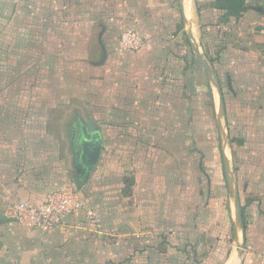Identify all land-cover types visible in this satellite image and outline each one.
I'll return each instance as SVG.
<instances>
[{
  "label": "crops",
  "instance_id": "obj_1",
  "mask_svg": "<svg viewBox=\"0 0 264 264\" xmlns=\"http://www.w3.org/2000/svg\"><path fill=\"white\" fill-rule=\"evenodd\" d=\"M162 1L31 0L19 5L18 0H0V264H264V0H245L238 18L212 9L216 0H175L179 21L174 26L172 20L158 24ZM165 1V10H172L174 0ZM199 1L209 3L207 16L224 18L222 27L232 34L231 47L223 41L218 45L227 59L223 73L232 72V77H225L226 87L233 99L235 126L240 124L233 139L227 134L228 103L220 77L195 42L202 18ZM165 30L173 33L164 34ZM128 31L140 37L139 49L121 47L120 37ZM179 38L191 46L194 58L188 60L186 53L160 44ZM194 59L206 79L203 86L215 117L222 172L219 185L225 187L221 194L217 187L212 214L208 209L202 213L213 220L202 232L194 219L210 207L211 197L208 189L203 194V188L194 187L191 153L197 147L188 122L195 87L182 81ZM135 65L141 75L134 73ZM100 78H111L108 92L100 91ZM82 91L94 98L86 103ZM76 101L90 109L68 113L67 157L65 146L59 144L62 135L46 126ZM101 106L109 107L106 112L112 119L128 120L129 114L141 119V155L136 165L130 164L132 159L126 161L137 173L133 175L131 166L122 168V163L121 179L111 181V186L99 169L105 149L97 123ZM132 106L134 113H127ZM89 120L101 134L102 158L89 179L79 184L75 139ZM243 138L249 144L250 166L244 200L237 167L229 160L230 143L243 148ZM119 152L112 147L110 154ZM105 154L107 167L108 150ZM63 186L77 189L80 210L62 229L42 234L5 220L7 203L43 200ZM195 233L217 240L212 250L208 247L197 263L189 252L178 259L181 244L195 249ZM228 234L232 243L223 241Z\"/></svg>",
  "mask_w": 264,
  "mask_h": 264
},
{
  "label": "rangeland",
  "instance_id": "obj_2",
  "mask_svg": "<svg viewBox=\"0 0 264 264\" xmlns=\"http://www.w3.org/2000/svg\"><path fill=\"white\" fill-rule=\"evenodd\" d=\"M19 5H26V3H30L31 0H18ZM164 2L168 3V1L163 0ZM162 1V6L159 7L161 11L156 12V18L158 21V24H164L165 22H169V20H172V25L174 26L176 21H179V16L177 15V5L176 1L174 0L172 5L174 8L172 10L166 9ZM202 1V0H200ZM198 2L197 3V9L202 18L197 23L199 34H196L197 40H195L196 44L199 46V53L201 56L211 65L212 69L214 70L215 74L220 77V84L221 87L225 93V99L226 103H228L226 115H227V134L229 139L235 138V135L238 133L239 125L235 126V119H234V113H233V106L232 97L228 94L227 87H226V76L231 75L232 72H226L227 75L223 73V64L227 59L224 57L223 52L220 50V45H218L220 42H225V47L227 45L232 46V42L230 43L229 37L232 36L230 34V28L226 26V28L222 27L225 25L223 23L224 18L218 16V15H211L210 17L207 16L206 10L208 8V4H205L206 2ZM167 15V16H166ZM164 16V17H162ZM218 16V17H217ZM173 30H165V33H169L171 35V32ZM173 33V32H172ZM148 35V33L146 34ZM145 37H148L146 36ZM200 36V39H199ZM180 41L181 47L178 48ZM185 40L183 38H179L178 40L172 39L171 41L167 40L164 42H161L160 44L168 46L169 44L174 49H178L179 53H186V57L188 60L194 58V52L191 50V46L184 43ZM186 47V48H185ZM224 47V48H225ZM65 48V47H62ZM93 61V59H90ZM89 60V61H90ZM137 65V64H136ZM135 65V66H136ZM68 66V65H66ZM160 66H164V63H161ZM167 66V64H166ZM69 67V66H68ZM159 69V68H158ZM134 73L141 75V70H139L136 67L133 66ZM230 73V74H229ZM108 75V74H107ZM109 77H111L109 75ZM84 75L81 76V79L83 80ZM96 76H94V79ZM100 82L98 83L100 91L105 90L108 92L107 86L108 82L111 86V78H108V82L105 80H102L100 78ZM167 80V79H165ZM183 82L192 83V85L195 87V90L193 91V103L189 105L192 110V118L190 119V122H188V126L193 129L194 132V143L196 145V149L191 153L192 157V177L194 178L195 183V189L199 187L203 188V194L205 192L210 191V207L206 208V206L203 208V211L197 212L196 215H198V218L194 219V225L197 226L196 229L200 232L207 231V225H212L213 220L208 216H202V213L206 212V209H208L211 214L216 209V197H217V187L220 188V194L221 191L225 190V187L223 186V183L219 185V183L222 181V172H221V166H220V156L218 154V141L216 139V126H215V117L212 114L211 109L208 107V98L205 95L206 90L204 89V82L206 81L205 76L202 71L201 63H199L196 59L193 60V64L191 67L187 70V73L184 76V79L182 78ZM91 91H94V87H92ZM104 91V92H105ZM82 99L85 100L86 103L89 102V99L91 100L93 97V94L90 95L87 94V91H82ZM215 93V92H214ZM190 94L188 93V97ZM81 110V111H89L90 106H85L82 102L76 101L74 104H72L70 107H68L65 112L61 115L53 116L52 118L54 121H50L47 123L46 130L47 131H55L56 135H62L64 136V140L62 139V136L59 138V144L60 146L63 145L65 148V151L67 153V157L69 156L70 152V143H69V136H68V127L70 125L69 117L70 113L73 110ZM109 107L101 106V111L103 112L102 115H99V119L97 120V123L100 126L101 132L103 134V146L105 149H103L105 152L108 150V160L109 165L106 167L104 165L105 159L107 158V155L103 151V163L99 165V169L102 173L106 174V178L103 179V181H108L109 186H111L113 183L111 181H119L121 179L120 175L122 170L119 167L127 168L132 165L126 164L128 159H132L134 162H131L130 164L136 165L134 163H137L138 156L141 155V152L138 153V150L141 148V119L137 118L135 114H129L128 120L126 118L124 119H112L106 112ZM136 109V107L132 106L128 108V112H133ZM133 110V111H132ZM189 120V119H188ZM24 127H26L25 123H22ZM28 125V124H27ZM31 125V124H30ZM64 131V132H63ZM54 136L55 134L52 133ZM130 134V135H129ZM129 135V136H126ZM243 145L239 147L236 143L232 144L230 143V152H229V160L233 167L236 168V175L237 179H239L238 186H239V194L241 192V197L244 200L246 195L244 194V184H247V179L250 174V166L248 165V155H249V144L246 138H243L242 140ZM245 142V145H244ZM115 147L116 149H120V152L117 154L112 155L110 154L111 148ZM131 152V153H129ZM244 154L246 156L243 158H240L238 155ZM101 155V158H102ZM118 163V165H117ZM123 163V165H122ZM111 165H114V167H111ZM122 165V166H121ZM110 168V169H109ZM113 168V169H111ZM97 171V170H96ZM95 171V172H96ZM94 172V173H95ZM133 175L137 173V169L133 168L131 170ZM125 177L128 178V176L125 175ZM125 180V178H124ZM73 181V180H72ZM90 181V180H89ZM197 181L199 183H197ZM130 181H126L128 183ZM209 183V184H207ZM115 184V183H114ZM113 184V185H114ZM126 189V188H125ZM223 194V193H222ZM225 194V193H224ZM212 198L215 200L212 202ZM227 198V195H226ZM228 201V199H227ZM231 202V201H230ZM213 203V204H212ZM201 215V216H200ZM215 216V215H214ZM227 225H229V219L227 218ZM194 241L197 239L195 243V249L191 247V244H181V248L178 253V259H185L187 257V253L189 252V256L191 260L194 263H197L199 259L204 257V254L207 252V248L210 247L212 250L213 245L217 240L213 239L212 237H207L206 233L200 234L195 233L193 235ZM221 236V235H220ZM188 241H191L190 238H188ZM226 243H232V235L228 234L226 235V238L223 239ZM193 242V240L191 241ZM199 247L198 251L196 250ZM212 252V251H211ZM210 252V253H211ZM227 252V250H226ZM225 252V253H226ZM225 255V254H223ZM222 257V256H221Z\"/></svg>",
  "mask_w": 264,
  "mask_h": 264
},
{
  "label": "built area",
  "instance_id": "obj_3",
  "mask_svg": "<svg viewBox=\"0 0 264 264\" xmlns=\"http://www.w3.org/2000/svg\"><path fill=\"white\" fill-rule=\"evenodd\" d=\"M120 43L125 50H137L142 44L133 31L123 33ZM79 210L77 189L63 186L47 194L43 200L9 202L4 207L3 216L8 223L43 234L62 229L65 220Z\"/></svg>",
  "mask_w": 264,
  "mask_h": 264
},
{
  "label": "water",
  "instance_id": "obj_4",
  "mask_svg": "<svg viewBox=\"0 0 264 264\" xmlns=\"http://www.w3.org/2000/svg\"><path fill=\"white\" fill-rule=\"evenodd\" d=\"M75 147L78 152L77 163L80 168L78 182L83 184L96 168L102 151L101 134L92 120L86 121L79 128L75 139ZM234 205L239 210V199L236 193L234 194Z\"/></svg>",
  "mask_w": 264,
  "mask_h": 264
},
{
  "label": "trees",
  "instance_id": "obj_5",
  "mask_svg": "<svg viewBox=\"0 0 264 264\" xmlns=\"http://www.w3.org/2000/svg\"><path fill=\"white\" fill-rule=\"evenodd\" d=\"M211 8L218 12H224L226 17L238 18L245 8V0H216L215 7ZM242 218L245 227L244 213Z\"/></svg>",
  "mask_w": 264,
  "mask_h": 264
}]
</instances>
